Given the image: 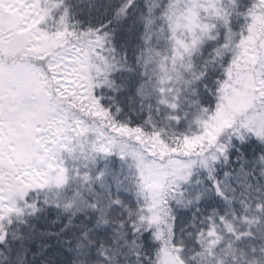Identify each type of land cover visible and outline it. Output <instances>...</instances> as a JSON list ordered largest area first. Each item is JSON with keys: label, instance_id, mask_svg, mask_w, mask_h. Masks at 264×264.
<instances>
[{"label": "snow or ice", "instance_id": "obj_1", "mask_svg": "<svg viewBox=\"0 0 264 264\" xmlns=\"http://www.w3.org/2000/svg\"><path fill=\"white\" fill-rule=\"evenodd\" d=\"M0 264H264V0H0Z\"/></svg>", "mask_w": 264, "mask_h": 264}]
</instances>
